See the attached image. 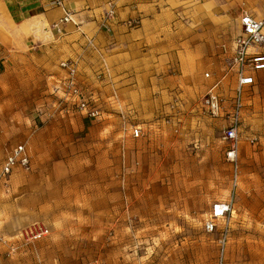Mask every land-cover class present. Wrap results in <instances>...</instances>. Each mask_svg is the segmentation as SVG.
<instances>
[{"label": "rangeland", "instance_id": "rangeland-1", "mask_svg": "<svg viewBox=\"0 0 264 264\" xmlns=\"http://www.w3.org/2000/svg\"><path fill=\"white\" fill-rule=\"evenodd\" d=\"M248 4L259 16L264 0ZM181 19L199 32L183 37L184 57L152 67L134 92L125 89L131 83L113 90L100 83L97 96L90 93L98 118L57 94L62 61L10 65L0 83V169L19 143L32 166L0 182V227L10 244L0 245V264H219L222 255L224 264H264V101L256 112L246 104L236 184L222 136L238 30L221 19L223 27L212 30L216 18L206 15ZM217 82L225 107L213 117L203 99ZM253 134L256 147L247 139ZM221 201L232 202L231 212L207 232L204 223ZM223 226L229 237L222 252ZM41 227L48 234L27 241Z\"/></svg>", "mask_w": 264, "mask_h": 264}, {"label": "crops", "instance_id": "crops-1", "mask_svg": "<svg viewBox=\"0 0 264 264\" xmlns=\"http://www.w3.org/2000/svg\"><path fill=\"white\" fill-rule=\"evenodd\" d=\"M107 1L65 0L74 12L73 21L55 26L63 16V9L52 0H0V83L8 75L10 65L18 64V61L31 59L37 65L53 67L59 61L72 59L77 64L78 80L88 95L97 96V86L104 82L110 84L108 87L112 90L121 88L122 83H131L125 89L134 92L149 80L152 67L177 61L183 56L186 34L198 36L196 29L183 26L181 17L186 13L196 22L205 15L208 21L216 18L217 21L210 22L212 30H219V25L223 27L220 19L227 27L234 26L238 30L241 14L256 8L248 3L257 2L116 0L117 16L108 31L101 24ZM256 14L262 16L264 6L257 7ZM130 18H140V25L127 27L123 21ZM192 58L196 60L197 57L192 55ZM61 70L64 73L61 75L65 76V70ZM260 87V94L249 97V93L246 101L253 103L251 109L254 112L261 98L264 101V71L258 73L253 91Z\"/></svg>", "mask_w": 264, "mask_h": 264}, {"label": "built area", "instance_id": "built-area-1", "mask_svg": "<svg viewBox=\"0 0 264 264\" xmlns=\"http://www.w3.org/2000/svg\"><path fill=\"white\" fill-rule=\"evenodd\" d=\"M52 2L63 9V16L54 24L73 21L74 12L67 7L65 0H52ZM117 16L116 0H108L105 3L101 24L111 31V22ZM129 28H136L140 25V18H130L123 21ZM240 27L231 42V55L228 62V71L235 79V87L231 97L230 109L227 112V120L223 130L222 139L226 143V158L231 163L234 171V178L237 184L239 177L238 153L241 141V128L244 121L246 101L253 86L257 82V75L264 71V16L259 17L249 12H243L239 19ZM226 48V45L224 46ZM65 70V76L59 80L56 87L57 94L61 100L70 102L78 110L92 118H98L101 112L97 105L92 102L80 81L78 80V69L75 60L67 59L60 63ZM209 76V73H206ZM219 82L210 86L203 99V106L213 117L221 115L224 111L225 98L218 91ZM140 130L135 129L136 136ZM248 141L254 147L259 145L260 139L257 135L248 136ZM31 155L26 143L16 144L7 154L1 169L0 182L7 184L11 175L17 170L29 171L31 169ZM232 202L221 201L213 205L210 217L204 223L207 232L217 230V220L225 219L231 212ZM49 232L48 228L41 227L39 230H31L27 234V241L40 239ZM229 230L223 226L218 239L222 252L225 250ZM9 244L0 227V245ZM219 264H224L223 255Z\"/></svg>", "mask_w": 264, "mask_h": 264}]
</instances>
